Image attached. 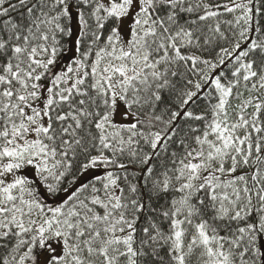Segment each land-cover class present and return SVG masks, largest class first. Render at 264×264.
Listing matches in <instances>:
<instances>
[{
    "label": "snow or ice",
    "instance_id": "1",
    "mask_svg": "<svg viewBox=\"0 0 264 264\" xmlns=\"http://www.w3.org/2000/svg\"><path fill=\"white\" fill-rule=\"evenodd\" d=\"M0 264H264V0H0Z\"/></svg>",
    "mask_w": 264,
    "mask_h": 264
}]
</instances>
